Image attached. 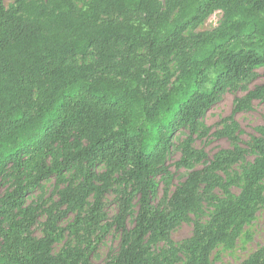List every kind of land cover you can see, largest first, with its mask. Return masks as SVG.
Instances as JSON below:
<instances>
[{"label": "trees", "instance_id": "1", "mask_svg": "<svg viewBox=\"0 0 264 264\" xmlns=\"http://www.w3.org/2000/svg\"><path fill=\"white\" fill-rule=\"evenodd\" d=\"M215 8L225 9L226 28L214 37L188 36ZM132 14L138 16L127 17ZM203 44L186 59L189 47ZM136 53L149 68L133 72ZM173 55L184 60L180 77L170 82L153 69ZM262 67L264 0H15L10 7L0 0V264H90L112 191L120 203L109 226L121 233V246L106 264H172L154 246L169 239L202 200L214 199L217 188L229 193L243 182L237 197L222 200L207 223L195 224L183 246L185 264H211L215 248L232 241L264 200V136L253 140L254 164L228 179L223 173L247 150L221 149L208 163L193 136L223 93L253 80ZM110 71L122 81L88 80ZM262 97L264 84L237 98L233 113ZM229 120L215 135L237 140L239 125L233 115ZM184 129L191 134L177 166L191 167L194 160L206 165L154 205L155 179L167 171L174 139ZM71 170L79 180L70 181L47 211L43 236H33L40 212L27 205V194ZM86 207L69 225L74 235L82 232L84 246L55 253L59 224ZM242 264H264V247Z\"/></svg>", "mask_w": 264, "mask_h": 264}, {"label": "rangeland", "instance_id": "2", "mask_svg": "<svg viewBox=\"0 0 264 264\" xmlns=\"http://www.w3.org/2000/svg\"><path fill=\"white\" fill-rule=\"evenodd\" d=\"M15 0H5V5L10 7L14 5ZM79 6H83V2H78ZM225 9L215 8L205 16L202 22L189 28L187 35H195L200 32H208L211 36H216L218 32L224 30L227 26ZM138 15L132 14L128 18L135 19ZM238 17V16H237ZM126 18V17H125ZM123 19V18H120ZM213 36V37H214ZM208 44V43H207ZM203 45H195L187 49L188 56L186 59H193L202 49ZM140 52V51H138ZM185 59V60H186ZM184 60L180 56H171L170 58L159 61V67L153 70L161 79L169 78L170 82L177 80L182 72L180 63ZM94 58L90 57L88 63L93 62ZM76 63L81 65L83 61L78 58ZM149 64L144 62L140 56L136 55L133 58V72L149 68ZM89 81L100 82L113 80L115 83L122 81L114 71L107 74L90 75ZM264 84V67L256 70V77L248 82L239 84L236 87L228 88L221 96L220 101L215 104L209 112L201 119V130L193 136V146L197 150H201L206 154L207 161L213 160L215 155L221 149H232L239 145L247 150L245 159L241 162L231 165L227 171L223 173L224 178L238 175L242 176L255 162L257 154L251 149L255 137L264 136V97L255 99L251 102L250 107L237 114L233 113L237 98L243 97L248 91L257 86ZM42 94L38 93L37 97ZM239 125L236 131L237 140L233 136L226 138H218L215 135L217 130L226 128L232 124L229 120L231 116ZM206 131L207 134L203 132ZM188 129L181 130L174 139V145L168 155L166 166L167 171L155 179L158 184L157 192L152 196L154 205L162 204L166 193L171 194L179 185L183 183L189 173L193 170L203 168L206 163L202 161H193L191 167H178L177 162L182 157V143L190 136ZM105 169L104 167L99 170ZM73 171H68L60 178L53 176L45 180L38 188L33 189L26 196L27 205L38 208L40 217L37 224L33 228V236H43V223L47 218V211L53 208V205L59 200L61 192L69 184L70 181H78L75 178ZM10 183L3 187L5 189ZM264 195V177L261 180ZM243 187V182L237 183L229 188V193L222 188H217L214 199H205L200 202V205L189 212L186 220L182 221L172 232L167 240L159 241L154 246V251L161 256H167L174 260L172 264H185L189 258L186 249L183 247L192 238L195 224L197 222L207 223L217 206L222 200L235 198L239 195ZM89 202H93L91 199ZM119 196L115 191L109 192L105 197V208L103 210V218L101 224L93 236L96 250L90 257V264H106L110 256L118 253L121 246V233L116 227H110L115 216L119 212ZM255 216L248 220L235 234L233 240L227 243L219 244L211 255V264H242L244 260L251 257L256 251L264 247V200H259L255 205ZM88 207L83 211H77L69 215L64 221L59 224V238L54 245V252L59 253L64 247L84 246L79 238L82 236L74 235L69 229V225L74 221L77 213L85 214ZM138 211V198H136L134 212L128 220V227H133L134 218ZM110 227V228H109ZM176 255V257H174Z\"/></svg>", "mask_w": 264, "mask_h": 264}]
</instances>
